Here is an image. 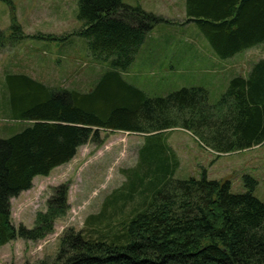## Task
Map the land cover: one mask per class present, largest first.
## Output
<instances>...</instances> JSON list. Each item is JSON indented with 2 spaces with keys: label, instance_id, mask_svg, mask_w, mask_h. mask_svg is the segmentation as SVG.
Listing matches in <instances>:
<instances>
[{
  "label": "trees",
  "instance_id": "16d2710c",
  "mask_svg": "<svg viewBox=\"0 0 264 264\" xmlns=\"http://www.w3.org/2000/svg\"><path fill=\"white\" fill-rule=\"evenodd\" d=\"M186 11V23L198 25L220 58L264 42V0H186ZM78 18L83 26L76 34L107 63L94 87L58 89L26 74L5 75L2 107L22 128L0 138V247L43 240L67 215L64 184L53 189L33 227L14 224L12 199L31 189L36 176L70 162L83 145L103 144L101 132L125 131L146 140L138 165L126 171L134 179L131 193H123L124 186L114 190L82 229L62 232L55 257L25 264H264V202L253 193L256 181L247 177L251 190L233 193L228 178H175L174 152L150 142L180 128L218 154L263 144L264 57L246 76L232 78L216 103L204 86L149 96L122 75L167 20L124 0H80ZM134 192L139 201L124 215Z\"/></svg>",
  "mask_w": 264,
  "mask_h": 264
},
{
  "label": "rangeland",
  "instance_id": "374dc122",
  "mask_svg": "<svg viewBox=\"0 0 264 264\" xmlns=\"http://www.w3.org/2000/svg\"><path fill=\"white\" fill-rule=\"evenodd\" d=\"M79 1L0 0V32L6 35L0 37V138L10 137L22 128L21 124L11 121L2 107L6 100L3 90L6 73L26 74L53 88L82 91L94 87L101 79L107 63L96 60L88 50L87 39L76 34L83 26L78 18ZM124 1L167 20L147 36L135 60L122 75L149 96L204 86L211 102L216 103L232 78L248 73L264 57L263 42L234 57L219 58L198 25L186 23V0ZM101 137L105 139L103 144L81 146L70 162L54 168L48 176H36L33 187L13 199L12 217L16 226L24 223L33 227L36 213L46 209L53 189L60 185H68L70 209L47 238L36 242L17 239L0 247V264L33 263L55 257L64 230L82 229L86 218L100 212L106 197L114 190L124 186L123 193H131L134 179L126 171L138 165L145 136L103 131ZM150 142L164 144L169 154L174 152L179 161L175 178H200L204 174L209 179L228 178L233 193H244L251 190L249 177L256 181L254 195L264 202V143L218 154L180 128L166 131ZM138 201L137 193L123 206L124 215ZM122 202L120 199L117 206H122Z\"/></svg>",
  "mask_w": 264,
  "mask_h": 264
},
{
  "label": "crops",
  "instance_id": "0c3cea01",
  "mask_svg": "<svg viewBox=\"0 0 264 264\" xmlns=\"http://www.w3.org/2000/svg\"><path fill=\"white\" fill-rule=\"evenodd\" d=\"M208 44V43H207ZM213 52H214V50H213ZM218 56V55H217ZM219 57V56H218ZM234 57V56H233ZM220 58V57H219ZM223 59V58H222ZM251 71V69L250 70H248V73ZM248 73H246V74H241V75H244V76H246ZM12 202H13V199H12Z\"/></svg>",
  "mask_w": 264,
  "mask_h": 264
}]
</instances>
